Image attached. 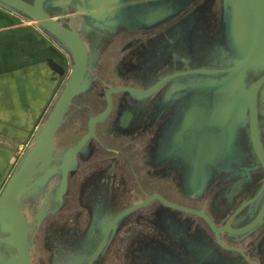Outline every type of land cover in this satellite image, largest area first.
I'll return each mask as SVG.
<instances>
[{"label":"water","instance_id":"1","mask_svg":"<svg viewBox=\"0 0 264 264\" xmlns=\"http://www.w3.org/2000/svg\"><path fill=\"white\" fill-rule=\"evenodd\" d=\"M2 15L36 25L64 80L0 192V264H76L87 252L95 263L108 239L158 206L172 211L164 222L178 224L184 251L147 264H264V0H0ZM198 47L201 64L182 68L176 50ZM150 102L159 111L140 115ZM155 115L157 172L181 175L186 204L143 177H108L114 134ZM101 238L93 249L88 240ZM231 239H247L262 262Z\"/></svg>","mask_w":264,"mask_h":264},{"label":"flooded vegetation","instance_id":"2","mask_svg":"<svg viewBox=\"0 0 264 264\" xmlns=\"http://www.w3.org/2000/svg\"><path fill=\"white\" fill-rule=\"evenodd\" d=\"M201 47L194 49V55L191 56L189 48L187 50L177 49V57L183 62L182 68H189L191 66L201 64ZM175 82V81H173ZM170 90V88H169ZM168 90V91H169ZM169 95L168 97H171ZM165 109V123H167V132L173 133L178 127H173L170 125L174 121L172 114V102L173 100H168ZM144 106L149 107V111L141 113L147 117L148 113H157V106L154 102H150ZM142 112V110H141ZM162 116H154V123L150 127H129L128 129L122 128V131H118L114 134V141L111 143V148L113 150L110 153L108 158L107 165L112 166V173L108 176L115 181H124L128 177H132L134 182L137 184L141 182L142 177L145 181L151 182V188L153 191H160L164 193L167 197L171 198L173 201L179 203H188L185 198H189V193L185 191L180 184L181 175L177 173L171 174H161L158 173L159 164L157 163V148L158 141L162 132L161 120L157 119ZM186 126L182 127L184 130ZM189 128L188 135L190 139H193V145L195 140H199V132L201 127L192 125L187 126ZM185 132V130H184ZM183 132V133H184ZM109 139L113 138L108 136ZM185 137V135H184ZM263 140H264V131H263ZM153 145L156 149L150 151L147 149L148 145ZM173 144V143H170ZM183 145V143H182ZM197 146V145H196ZM195 146V147H196ZM154 154L155 156H153ZM170 163V159L168 161ZM127 166L140 167L138 171L133 169L132 174L129 175L126 168ZM156 182H167L164 187L161 188V185L156 184ZM172 183V184H171ZM139 188V186H137ZM213 190L207 191L201 197L211 198L213 195ZM124 198L126 199L124 203L128 202L130 197V190L127 189L124 191ZM255 194V191L249 192L248 197H251ZM264 201V196H263ZM206 202L204 199L199 200L196 203H191L194 205L201 204ZM211 202V200H210ZM166 214H172V211L163 207L158 206L152 208L149 211V215L146 217L147 221L140 222H129L126 224V227L121 229L122 235L112 237L108 239L104 244L102 249L95 256L96 261L92 264H147V263H156L158 261H171L175 256H183L184 251V242L181 239L177 238L179 234V229L177 223H174L172 228L164 222ZM212 215L218 219V212H212ZM188 232L197 233L199 235L204 234L202 230H199L197 227L190 228L188 226ZM232 238V236H230ZM235 241L236 239H231ZM89 242H95L94 248L97 243L103 242L102 238L100 239H90ZM250 241V240H249ZM97 242V243H96ZM99 243V245H100ZM233 244H239V246L247 247V249L252 250L254 246L249 244L246 240L241 239L235 241ZM98 245V246H99ZM252 258L258 259L259 262H262L261 257L257 249L252 250ZM90 259V252H87L85 259H80L76 261V264H86Z\"/></svg>","mask_w":264,"mask_h":264},{"label":"crops","instance_id":"3","mask_svg":"<svg viewBox=\"0 0 264 264\" xmlns=\"http://www.w3.org/2000/svg\"><path fill=\"white\" fill-rule=\"evenodd\" d=\"M15 16H0V192L64 80L48 63L57 58L49 39Z\"/></svg>","mask_w":264,"mask_h":264},{"label":"rangeland","instance_id":"4","mask_svg":"<svg viewBox=\"0 0 264 264\" xmlns=\"http://www.w3.org/2000/svg\"><path fill=\"white\" fill-rule=\"evenodd\" d=\"M68 125H71V124H68Z\"/></svg>","mask_w":264,"mask_h":264}]
</instances>
